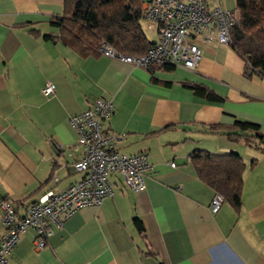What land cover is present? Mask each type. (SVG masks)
Returning <instances> with one entry per match:
<instances>
[{"label":"crops","instance_id":"0c3cea01","mask_svg":"<svg viewBox=\"0 0 264 264\" xmlns=\"http://www.w3.org/2000/svg\"><path fill=\"white\" fill-rule=\"evenodd\" d=\"M64 3L0 0V196L22 217L45 192L83 177L74 168L82 148L69 117L97 98L114 104L105 126L125 133L117 147L147 153L151 166L141 190L111 175L112 196L53 225L45 248H36L29 228L10 264H264V73L247 74L245 60L210 30L211 41L197 40L203 57L194 70L152 72L102 54L82 56L44 38L59 33L52 20ZM48 81L56 90L44 96ZM196 83L224 100L198 96L190 87ZM238 119L258 124L262 140L247 144L212 130ZM197 150L243 156L240 210L224 201L211 211L215 191L189 160Z\"/></svg>","mask_w":264,"mask_h":264},{"label":"built area","instance_id":"2783aa9c","mask_svg":"<svg viewBox=\"0 0 264 264\" xmlns=\"http://www.w3.org/2000/svg\"><path fill=\"white\" fill-rule=\"evenodd\" d=\"M220 0H144L143 19L145 27L155 38L143 55L119 53L113 46L103 42L102 55L116 58L149 69L151 65L168 64L190 70L196 69L203 57V48L197 40H212L209 30L216 32L217 39L230 44V31L239 22L235 9L222 7ZM56 86L48 81L42 87L44 96L54 94ZM114 112V104L107 98H97L86 110L71 115L70 124L78 133L82 155L74 162V168L83 177L59 191L49 190L31 202L22 217L16 215L12 200L0 196V222L4 235L0 240V264H10L9 254L21 236L29 229L36 231L34 244L37 249L47 245L53 234V225L63 223L80 208L100 205L112 196L109 178L120 174L125 184L133 190L146 187L150 168L145 152L126 153L117 143L125 133L109 130L105 122ZM175 166V163H171ZM224 197L215 193L210 209L220 210Z\"/></svg>","mask_w":264,"mask_h":264},{"label":"trees","instance_id":"16d2710c","mask_svg":"<svg viewBox=\"0 0 264 264\" xmlns=\"http://www.w3.org/2000/svg\"><path fill=\"white\" fill-rule=\"evenodd\" d=\"M143 3L144 0H65L63 15L52 20V24L59 27V33L56 36L47 34L44 38L61 41L82 56L100 55L103 42L121 54L143 55L154 43L142 26ZM235 10L239 13V22L230 31V46L245 60L247 74L264 73V0H235ZM173 67L151 65L149 70L154 72ZM190 87L208 101L224 100L203 84ZM212 130L224 131L230 139L244 140L247 144L262 140L259 125L246 120L238 119L229 126L213 125ZM189 160L203 182L240 210L247 167L242 155L235 151L197 150L189 155ZM255 162L253 160L252 164ZM135 223L143 230L139 219H135Z\"/></svg>","mask_w":264,"mask_h":264},{"label":"rangeland","instance_id":"374dc122","mask_svg":"<svg viewBox=\"0 0 264 264\" xmlns=\"http://www.w3.org/2000/svg\"><path fill=\"white\" fill-rule=\"evenodd\" d=\"M226 1H227V4H228L230 9H235V0H226ZM142 26H143V29H144L147 37L153 40L155 37L150 32L147 31L144 22H143Z\"/></svg>","mask_w":264,"mask_h":264}]
</instances>
